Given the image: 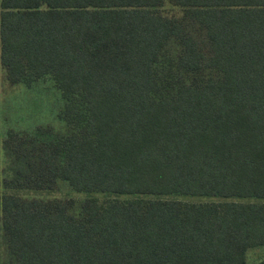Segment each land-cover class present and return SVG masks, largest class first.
I'll return each mask as SVG.
<instances>
[{"label":"trees","instance_id":"trees-1","mask_svg":"<svg viewBox=\"0 0 264 264\" xmlns=\"http://www.w3.org/2000/svg\"><path fill=\"white\" fill-rule=\"evenodd\" d=\"M0 66L49 79L64 123L0 134L11 264H246L264 245V0H0ZM58 182L84 197L19 194Z\"/></svg>","mask_w":264,"mask_h":264},{"label":"rangeland","instance_id":"rangeland-1","mask_svg":"<svg viewBox=\"0 0 264 264\" xmlns=\"http://www.w3.org/2000/svg\"><path fill=\"white\" fill-rule=\"evenodd\" d=\"M161 11L164 14H179V10L171 5H164ZM200 36L199 34H197ZM170 51L174 52L175 45L170 42ZM61 101L58 90L52 82L45 78L30 83H9L5 71L0 66V134L7 130H34L38 126L61 129L64 123L59 118ZM3 162V161H2ZM1 167L6 168L4 162ZM7 173V171H6ZM22 197L37 199H66L73 198L80 201L84 195L72 191L65 183L58 182L51 191H19ZM102 201L103 197H99ZM187 201H203L205 198L186 197ZM264 204V199L260 201ZM246 264H258L264 261V245L250 248L245 252ZM0 264H11L8 258L5 243L0 230Z\"/></svg>","mask_w":264,"mask_h":264}]
</instances>
